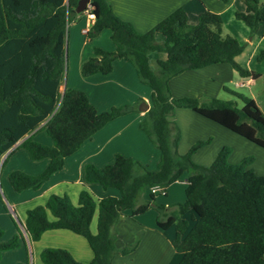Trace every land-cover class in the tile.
I'll return each mask as SVG.
<instances>
[{"label": "trees", "instance_id": "obj_1", "mask_svg": "<svg viewBox=\"0 0 264 264\" xmlns=\"http://www.w3.org/2000/svg\"><path fill=\"white\" fill-rule=\"evenodd\" d=\"M90 1L96 17L87 38L109 28L116 48L111 51L94 47L95 54L83 63L82 74H108L117 58L135 66L140 81L152 88V105L140 128L160 149V160L157 169H150L119 152L114 162L102 167L87 163L88 182L115 187L120 195L97 200L89 190L82 189L75 204L67 193H52L45 204L29 208L25 231L30 240L40 239L49 229H69L86 237L94 252L91 261L82 262L67 248L45 247L40 252L42 262L112 264L118 253L134 251L143 235L139 231L134 242L118 249L116 223L120 215L129 210L135 216L153 206L160 229L175 227L172 244L181 255L178 264H264V175L249 167L254 156L232 163L228 159L231 148L224 146L210 165L199 164L193 154L212 138L197 140L182 154L178 149L180 127L170 118L177 107H189L264 148V112L254 98L226 86L234 98H175L169 85L174 76L185 70L223 62L230 63L241 77H263L264 83V74L236 60L245 44L236 35L223 34L222 15L210 9L203 10L191 23L187 11L180 7L150 30L140 32L114 12L109 0ZM242 1L245 9L237 10L235 15L254 36L264 23V1ZM78 2L0 0V163L20 140L19 145L33 159L50 158L39 174L20 169L9 172V182L19 192L42 187L84 141L109 121L137 107L130 103L100 111L84 90L68 87L62 91L68 26L82 14L76 11ZM158 34L162 40H158ZM152 52L166 53V58L157 59L155 67L150 58ZM257 59L264 60V46ZM239 100L243 101L242 106ZM39 129L46 131L53 145L36 139ZM183 176L187 181L184 202L158 204L153 192L149 199L141 200L148 186L163 184L166 193V187ZM96 211L98 229L93 232L91 223ZM2 235L0 227V257L3 251L18 248L24 240L20 229L7 241L1 240Z\"/></svg>", "mask_w": 264, "mask_h": 264}, {"label": "crops", "instance_id": "obj_2", "mask_svg": "<svg viewBox=\"0 0 264 264\" xmlns=\"http://www.w3.org/2000/svg\"><path fill=\"white\" fill-rule=\"evenodd\" d=\"M109 1L114 12L122 19L131 22L140 32L150 30L180 7L187 11L191 23L196 22L198 15L205 9L220 13L223 21L228 11H232L235 15L237 10L245 9V4L242 0ZM83 13L78 15L77 19L71 21L68 26L67 70L62 91H65L68 87L84 90L91 102L100 111H105L106 106L113 107L120 104L133 103L137 107L136 110L109 121L103 128L84 141L76 152L66 157L64 167L52 174L49 180L39 189L29 188L21 192L16 191L9 182L8 174L14 169H20L30 174H39L45 169L50 158L33 159L28 150L19 145L22 140L15 144L10 150L14 149L11 153L9 151L4 155L3 159L10 153L6 163L0 167V185L2 190V196L0 197V227L3 229L1 240H9L18 233L19 229L24 235V240H22V244L18 248L3 251L0 257V264H44L41 260L40 252L45 247L67 248L77 260L82 262L91 261L94 252L86 237L69 229H49L42 234L40 239L30 240L25 231L27 210L38 204H45L52 193L61 195L67 193L75 204L78 203L82 189L89 190L97 200L108 195L119 196L120 191L117 188H104L100 183L88 182L85 177V165L87 163L102 167L107 163L114 162L115 156L119 152L140 161L148 167L158 168L160 149L154 146L153 141L140 128V122L145 118L147 111H142L139 104L145 101L150 108L152 105V88L140 81L135 66L124 58H117L114 61L112 72L108 74L95 73L89 76L82 74L83 63L95 54L94 47H101L111 51L116 48L111 37L112 30L109 28L103 29L92 39L87 38V31L94 20H91L85 12ZM237 20L240 19L235 15L232 22L239 23ZM263 24L261 23L259 28ZM254 36L251 35L250 31V39ZM83 37H85L84 40ZM157 37L158 40L163 39L160 34ZM249 41L251 42L252 40ZM151 55L152 53L150 58ZM164 58H166V53L164 57L156 58L155 64L157 59ZM233 69L230 63L223 62L185 70L170 80L169 85L172 95L175 98L217 97L224 80L234 75ZM252 70L256 71L255 69ZM245 79L244 82L237 83V85L247 84V86H252L256 82V79L253 78ZM252 98L258 103L256 97L252 96ZM170 118L175 120L180 127L181 137L178 149L181 153H185V148H190L197 140L212 138L208 144L200 147L193 154L195 162L210 165L224 146H231V152L228 157L230 162L237 163L245 156L255 154L254 160L249 167L253 168L258 174L264 175V171H260L264 170V148L260 145L189 107H177ZM214 133L223 136L216 146H213L215 145V138L212 136ZM36 139L45 144L53 145L52 138L43 129H39L36 132ZM200 153L204 154L198 156ZM197 157H201L202 160H196ZM258 157L262 159L261 164ZM178 181L185 182V185L187 184L186 176L176 182ZM148 187L153 193L161 190L165 195L169 193L167 187L165 193V185L163 184H155ZM173 187V185L170 186V191L178 193L179 188ZM145 199H148L146 191L141 197V200ZM185 200L186 195L185 197L184 195H178L175 202L180 203ZM157 214L155 207L152 206L145 213L135 216H132L129 210H125L120 215L116 223L118 230L116 246L118 249L134 242L139 231L142 230L143 235L134 251L128 254L118 253L114 257L112 264H178L181 255L176 252L172 244L175 227H169H174L172 231H169V228L166 230L160 229L157 223ZM49 216L53 218L50 212ZM91 229L93 232H97L98 211L93 216Z\"/></svg>", "mask_w": 264, "mask_h": 264}, {"label": "rangeland", "instance_id": "obj_3", "mask_svg": "<svg viewBox=\"0 0 264 264\" xmlns=\"http://www.w3.org/2000/svg\"><path fill=\"white\" fill-rule=\"evenodd\" d=\"M261 1H264V0H261ZM82 14H84V13L82 12ZM233 18H235V15L232 11H228L225 14V20H224V24H223V33H229V34L236 35L240 39V41L245 44V48H244L243 52L236 56V60L240 64H242L244 67H247L249 69H255L256 71L262 72L264 74V60L259 61L257 59L258 52L264 46V24L261 25L260 28H258V31L256 32L255 36L252 39H250V28L246 25V23L242 20H237L239 23H234V21L232 22ZM84 39H85V37H83V40ZM249 40H252V41L250 42ZM164 56H165V53H163V52H152L151 60L153 62V65L154 66L156 65L155 64L156 58H159V57L162 58ZM233 71H234V75L231 78H227L226 80H224L223 86H221V89H220L217 97H220L223 99L234 98V95H232V93H230L227 89L224 88V86H226L227 88H229L231 90L240 92V93L247 95L249 97H252V96L256 97L261 109L264 112L263 77L256 79L255 84L252 86H247V84L246 85H237V83L244 82L246 79L241 77L235 69H233ZM206 97L204 96L202 98H206ZM140 104H139V107H140ZM120 105H123V104H120ZM120 105H115V106H120ZM239 105L242 106L243 101L239 100ZM106 107H107L106 110H108L112 106H106ZM231 132H229V133L233 134ZM212 136H214V138H215V145H213V146H216V144H218L220 138H223V136H220L218 133H214V134H212ZM228 141H231V140H228ZM153 144H154V146H156L154 142H153ZM229 147H231V146H229ZM189 149L190 148H185L184 151L187 152ZM182 154H184V152ZM203 154L204 153H200L198 156H201ZM13 155H15V154H13ZM250 155H253V154H250ZM198 159L202 160L201 157L196 158V160H198ZM258 160H259V163L261 164L262 159L260 157H258ZM150 169H153V168L150 167ZM260 171H264V170H260ZM171 185L174 186L173 188H176V189L179 188V192H178L179 194L170 191ZM162 188H164V187H162ZM185 188H186L185 182H180V181H178L176 183L174 182L167 187V189L169 191V193L167 195H165L162 190L155 193L156 194L155 202L158 204H165L168 206L174 205V203H176L175 201H176L178 195L179 196L184 195V197H185V195H186ZM145 191L147 193V198L149 199L150 194L152 192L150 190V187H147ZM168 230L172 231V230H174V227H171Z\"/></svg>", "mask_w": 264, "mask_h": 264}, {"label": "water", "instance_id": "obj_4", "mask_svg": "<svg viewBox=\"0 0 264 264\" xmlns=\"http://www.w3.org/2000/svg\"><path fill=\"white\" fill-rule=\"evenodd\" d=\"M90 2H91L90 0H79L78 5L76 7V11L79 12V13L84 12L87 9V7H88ZM97 63H99V61H97ZM140 109L142 111H147L149 109V104L146 103L145 101H143L140 104ZM3 160L4 159H2V161L0 163V167H1V164H2Z\"/></svg>", "mask_w": 264, "mask_h": 264}, {"label": "built area", "instance_id": "obj_5", "mask_svg": "<svg viewBox=\"0 0 264 264\" xmlns=\"http://www.w3.org/2000/svg\"><path fill=\"white\" fill-rule=\"evenodd\" d=\"M84 12L88 15V17H89L91 20H94V19H95L96 16H95V13H94L93 10H92V5H91V3H89L87 9H86Z\"/></svg>", "mask_w": 264, "mask_h": 264}]
</instances>
